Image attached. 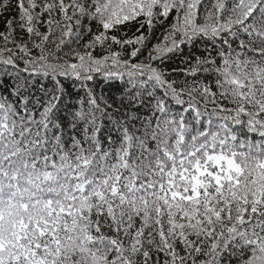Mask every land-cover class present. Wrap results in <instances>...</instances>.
Here are the masks:
<instances>
[{
    "label": "snow or ice",
    "instance_id": "6c2138e0",
    "mask_svg": "<svg viewBox=\"0 0 264 264\" xmlns=\"http://www.w3.org/2000/svg\"><path fill=\"white\" fill-rule=\"evenodd\" d=\"M0 264H264V0H0Z\"/></svg>",
    "mask_w": 264,
    "mask_h": 264
}]
</instances>
